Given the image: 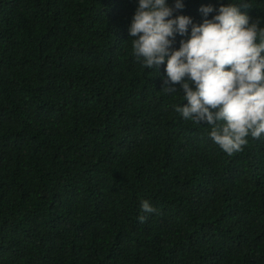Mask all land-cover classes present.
<instances>
[{"label":"trees","instance_id":"trees-1","mask_svg":"<svg viewBox=\"0 0 264 264\" xmlns=\"http://www.w3.org/2000/svg\"><path fill=\"white\" fill-rule=\"evenodd\" d=\"M136 7L0 0V264H264V136L229 156L175 111Z\"/></svg>","mask_w":264,"mask_h":264},{"label":"clouds","instance_id":"clouds-1","mask_svg":"<svg viewBox=\"0 0 264 264\" xmlns=\"http://www.w3.org/2000/svg\"><path fill=\"white\" fill-rule=\"evenodd\" d=\"M218 3L202 5L197 23L177 14L185 0H137L128 34L144 67L164 66L163 90L179 91L187 101L175 111L186 121L211 126L209 138L231 156L249 137L264 136V18L248 14L251 0ZM141 210L157 211L147 200ZM138 219L143 223L146 216Z\"/></svg>","mask_w":264,"mask_h":264}]
</instances>
